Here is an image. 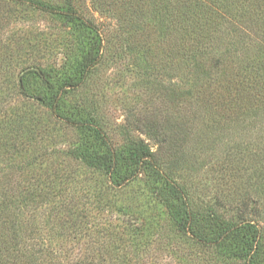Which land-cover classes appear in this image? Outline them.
<instances>
[{"label": "rangeland", "instance_id": "obj_1", "mask_svg": "<svg viewBox=\"0 0 264 264\" xmlns=\"http://www.w3.org/2000/svg\"><path fill=\"white\" fill-rule=\"evenodd\" d=\"M234 1L0 0V264H244L180 234L145 175L116 188L83 159L96 127L126 152L156 151V126V161L196 209L236 221L247 207L264 233V91L228 88L264 75V0ZM43 70L66 81L58 111Z\"/></svg>", "mask_w": 264, "mask_h": 264}, {"label": "trees", "instance_id": "obj_2", "mask_svg": "<svg viewBox=\"0 0 264 264\" xmlns=\"http://www.w3.org/2000/svg\"><path fill=\"white\" fill-rule=\"evenodd\" d=\"M201 1V0H196ZM220 4L226 5L227 8L233 7L236 3L234 0H216ZM224 2V3H222ZM40 4L43 8H49L45 4ZM69 19L71 17H68ZM211 36L207 35L203 47L207 48V39ZM209 39V40H210ZM200 40L192 39L186 49V55L191 58L200 57L202 53L199 50ZM212 52V51H210ZM210 54H208L209 56ZM102 56L101 51L96 53L90 51L83 60V71L90 72L99 63ZM214 67L220 66V59L217 56L211 57ZM43 79L56 89V93L49 96L40 97L41 103L52 110H60L63 95L61 90L64 88L62 84L56 85L52 83V75L49 71H41ZM245 74L246 80L243 82L231 81L229 85V94L233 89H246L247 87L256 86L257 90L264 91V75L255 77L250 73ZM74 76H71L68 84L73 82ZM228 89V90H229ZM234 102V98H232ZM78 127H86V121H79ZM96 139H100L102 147L88 144L83 151V159L85 163L93 169L103 171L115 182L116 188H123L131 182L137 181L145 175L151 179L153 183V194L156 199L166 208L168 215L176 226L177 231L193 241L197 245L203 247H217L221 249L223 255L226 254L227 259H240L244 264H264V233L262 227L257 223L249 220L247 217L248 209L237 208L239 218L223 219L213 208L206 211L196 209L186 187L178 179H174V170L170 166L164 168L156 161V153L160 149L169 145L167 134L162 132L156 126H149L146 129L147 134L158 141V149L154 151L143 140L131 139V146L125 152L123 149H116L112 144L106 141V137L100 128L95 129ZM179 155L172 160L173 167L178 166L186 154V146L179 150ZM252 212H257L258 207H253Z\"/></svg>", "mask_w": 264, "mask_h": 264}]
</instances>
